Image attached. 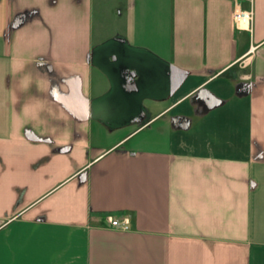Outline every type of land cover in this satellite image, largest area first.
Returning a JSON list of instances; mask_svg holds the SVG:
<instances>
[{"label":"crops","instance_id":"0c3cea01","mask_svg":"<svg viewBox=\"0 0 264 264\" xmlns=\"http://www.w3.org/2000/svg\"><path fill=\"white\" fill-rule=\"evenodd\" d=\"M93 7L0 0V264H264V0L149 3L141 38L132 3L119 41L169 95L115 126ZM171 66L187 74L174 93Z\"/></svg>","mask_w":264,"mask_h":264},{"label":"rangeland","instance_id":"374dc122","mask_svg":"<svg viewBox=\"0 0 264 264\" xmlns=\"http://www.w3.org/2000/svg\"><path fill=\"white\" fill-rule=\"evenodd\" d=\"M136 0H94L92 27V52L94 62L106 69L112 80V90L106 98L104 119L110 125L129 122L144 114L151 116L156 110L163 108L165 103L151 101L152 95L163 97L169 95V88L163 83L162 66L158 62L147 61L143 54L123 46L119 38L126 32L129 6ZM162 0H137L138 38L146 36L142 33V25L151 27L156 14L161 10L149 8V3L155 6ZM104 54L109 61L104 62ZM132 65L137 72L130 70L137 76L136 85H121L120 79L127 74ZM174 65V64H171ZM170 67V66H169ZM97 99V98H96ZM94 98V100H96ZM153 100V99H152ZM98 102V114L102 115V99ZM97 105H95V108ZM96 113V111H95ZM99 114V115H100ZM147 132V131H146ZM94 135V139H96ZM104 144V139H103Z\"/></svg>","mask_w":264,"mask_h":264},{"label":"built area","instance_id":"2783aa9c","mask_svg":"<svg viewBox=\"0 0 264 264\" xmlns=\"http://www.w3.org/2000/svg\"><path fill=\"white\" fill-rule=\"evenodd\" d=\"M252 15V11H243L238 6H236L233 13V18L237 26L251 30ZM111 224L114 228L128 231L130 229V217L125 216L122 219L111 218Z\"/></svg>","mask_w":264,"mask_h":264},{"label":"water","instance_id":"95a60500","mask_svg":"<svg viewBox=\"0 0 264 264\" xmlns=\"http://www.w3.org/2000/svg\"><path fill=\"white\" fill-rule=\"evenodd\" d=\"M134 75H135V73H132V76H134ZM186 76H187L186 72H184V71H182V70H180L174 66H171V68H170V89H171V93H174L182 85Z\"/></svg>","mask_w":264,"mask_h":264}]
</instances>
